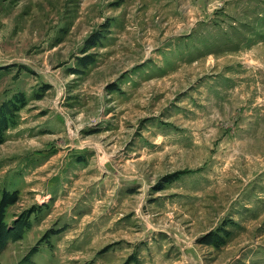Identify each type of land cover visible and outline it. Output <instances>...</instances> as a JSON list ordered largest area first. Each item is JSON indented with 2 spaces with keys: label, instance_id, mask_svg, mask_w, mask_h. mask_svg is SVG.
I'll list each match as a JSON object with an SVG mask.
<instances>
[{
  "label": "rangeland",
  "instance_id": "rangeland-1",
  "mask_svg": "<svg viewBox=\"0 0 264 264\" xmlns=\"http://www.w3.org/2000/svg\"><path fill=\"white\" fill-rule=\"evenodd\" d=\"M68 125L112 174L41 166ZM0 227V264H264V0H0Z\"/></svg>",
  "mask_w": 264,
  "mask_h": 264
},
{
  "label": "crops",
  "instance_id": "crops-1",
  "mask_svg": "<svg viewBox=\"0 0 264 264\" xmlns=\"http://www.w3.org/2000/svg\"><path fill=\"white\" fill-rule=\"evenodd\" d=\"M53 105L55 107H53ZM51 108L55 109L54 111H56L57 115L60 114V112L58 111V107L56 106V102L54 101V103L52 102ZM56 113H54L56 115ZM56 115V116H57ZM60 116V115H59ZM54 125V122L53 120H49L48 122H46L45 126L42 127V128H49L50 126H53ZM40 127H35L34 129H38ZM64 131L67 132L68 135H66L64 138H62V141H61V145L63 146L62 148H65L64 146H66V143H67V149L66 150H60L59 149V143L57 144H47L45 146H42L40 148V151L38 152H35L39 157L42 158L41 160V166H45L47 164V166H49V162L51 159H56L57 155L60 154V152L62 153V163H61V168L62 169H65L67 168V165L70 164V160H77V159H84L82 156L80 155H86V149L88 150H91L89 151L91 154L89 156H91V158H93V161H94V166L95 167H98V168H101V169H104L105 166L102 164V160L108 156V154L99 146V145H96V144H91V143H84V144H79L77 143V136H78V130L76 128H73L70 126V129H68L66 127V129H64ZM66 138H67V142H66ZM76 147H81L80 150H82V153H79L78 151H75V148ZM64 154V155H63ZM78 155L80 157H78ZM86 158V157H85ZM86 159H90V158H86ZM78 166V165H77ZM105 171V175L110 173L108 172V170L104 169ZM112 174V173H110ZM51 174L47 175V177H45V182H47V187L50 188V184H53L54 181L56 179H52L50 181L49 177H50ZM48 179V180H47ZM59 189L57 188L56 189V193H58ZM47 193H50L49 191ZM59 194V193H58Z\"/></svg>",
  "mask_w": 264,
  "mask_h": 264
},
{
  "label": "trees",
  "instance_id": "trees-1",
  "mask_svg": "<svg viewBox=\"0 0 264 264\" xmlns=\"http://www.w3.org/2000/svg\"><path fill=\"white\" fill-rule=\"evenodd\" d=\"M2 231H1V227H0V237L2 236V233H1Z\"/></svg>",
  "mask_w": 264,
  "mask_h": 264
},
{
  "label": "built area",
  "instance_id": "built-area-1",
  "mask_svg": "<svg viewBox=\"0 0 264 264\" xmlns=\"http://www.w3.org/2000/svg\"><path fill=\"white\" fill-rule=\"evenodd\" d=\"M67 128L70 129V125H68Z\"/></svg>",
  "mask_w": 264,
  "mask_h": 264
},
{
  "label": "bare ground",
  "instance_id": "bare-ground-1",
  "mask_svg": "<svg viewBox=\"0 0 264 264\" xmlns=\"http://www.w3.org/2000/svg\"><path fill=\"white\" fill-rule=\"evenodd\" d=\"M184 2V1H183ZM190 28V27H189Z\"/></svg>",
  "mask_w": 264,
  "mask_h": 264
}]
</instances>
